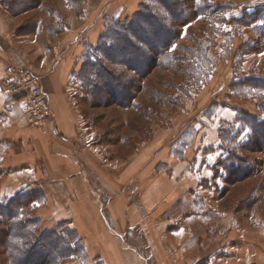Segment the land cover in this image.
Masks as SVG:
<instances>
[{
	"label": "rangeland",
	"instance_id": "374dc122",
	"mask_svg": "<svg viewBox=\"0 0 264 264\" xmlns=\"http://www.w3.org/2000/svg\"><path fill=\"white\" fill-rule=\"evenodd\" d=\"M177 1L179 8L175 17L179 20H170L166 9L150 0H0L1 10L18 18L0 21L15 27V36L19 35L15 41L11 36L14 48L27 63L38 68L34 71L39 75L51 67V63L45 68L39 64L45 52L48 56L55 51L64 55L61 74L67 72L68 97L79 114L77 133L71 135L72 142L68 145L73 151L77 150L76 158L81 162L89 163L82 156H95L92 151L95 146L102 152L98 155L102 159L132 158L149 145L166 148L174 158L184 160L189 156L199 162V189L214 192L219 199L213 202L216 207L243 212L238 217L246 225H264V150L239 149L245 157L244 162H238L240 166L232 169L233 165H220L223 156L221 117L236 115L235 110L225 106L236 105L254 112L258 104L264 102L259 93H241L247 89L237 86L236 81L246 74L264 78V55H261L264 53V24L259 23L264 20V0ZM148 4L178 36L166 63L155 67L141 80L139 87L132 90L135 97L132 106H120L113 102L106 86L90 92L83 80L90 61L86 55L89 53L90 58L96 54L94 51L109 28L110 18L130 23ZM108 67L117 68L112 64ZM120 70L129 77L134 74L125 67ZM212 141L214 144H210ZM201 144H209V148ZM31 191L38 198L44 195L41 187ZM192 199L191 194H187L176 201L174 208L194 210L200 201ZM22 206L26 216H38L28 196ZM39 217L36 228H39V237L44 236L41 238L44 246L34 258H46L44 251L61 236L56 249L64 239L68 244L73 242L78 251L77 255L62 256L56 264H106L100 257H90L79 246L81 241L77 244L72 239L74 229L67 220ZM8 222L0 218V229H7ZM43 231H47L46 234L50 231L52 235L47 237ZM4 236L0 234V240ZM35 239L34 234L24 237L23 242L29 244ZM5 242L0 245V264H12ZM21 242L18 240L17 244ZM17 244L14 240L13 245ZM131 260L127 259L125 264H136Z\"/></svg>",
	"mask_w": 264,
	"mask_h": 264
},
{
	"label": "crops",
	"instance_id": "0c3cea01",
	"mask_svg": "<svg viewBox=\"0 0 264 264\" xmlns=\"http://www.w3.org/2000/svg\"><path fill=\"white\" fill-rule=\"evenodd\" d=\"M0 20L18 18L0 8ZM14 31L0 21V78L9 63L38 69L15 50L11 36L15 41L19 34ZM61 53L45 52L39 61L42 68L51 63L40 75L54 112L47 130L32 127L22 101L0 86V201L41 187L43 197L31 201L37 215L67 220L88 255L106 264L127 259L136 264H264V225H246L238 217L243 212L216 207L214 192L199 189L194 158H174L156 145L142 147L132 158L102 159L96 146L95 156H82L89 163L76 158L77 150L68 143L77 133L79 114L68 97L67 72L61 74ZM187 194L200 205L174 208Z\"/></svg>",
	"mask_w": 264,
	"mask_h": 264
},
{
	"label": "trees",
	"instance_id": "16d2710c",
	"mask_svg": "<svg viewBox=\"0 0 264 264\" xmlns=\"http://www.w3.org/2000/svg\"><path fill=\"white\" fill-rule=\"evenodd\" d=\"M150 1H156L159 6L165 8L170 20H179L175 17L176 10L179 8L177 0ZM128 23L114 17L110 18L108 30L100 37L95 51L94 48L91 49L96 54L91 55L90 58L89 53L86 55V59H90V61L88 60L86 72L83 74V80L90 88V92H95L99 87L106 86L109 88L113 102L120 106H132L135 101L132 90L137 89L141 80L146 78L155 67L166 63L168 53L178 36L177 32L171 29L163 19V16L155 14L151 4L145 5L143 10L138 12L135 18ZM108 64L116 66V70L110 69ZM120 67H125L126 70L134 74L129 77L124 73V70H120ZM241 76L243 77L236 79L237 86L247 89L242 90L241 93L250 95L259 93L264 98L263 77L248 76L247 74ZM122 95L126 97L123 98ZM235 106H225L235 110L236 115L231 121L223 119L220 125L221 145H223L220 147L223 153L220 165L228 167L230 164L233 165L232 169L240 166L238 163L240 160L245 161L244 154H241L239 149L264 150V102L258 104L257 110L255 109L254 112H249L244 107ZM245 176L247 175L245 174ZM26 196L31 201L40 200L38 197L35 198L34 194L32 195V191L22 190L9 200L0 201V218L4 221L9 220V227L0 229V234L5 235L0 240V245L6 241L5 238L9 231L8 243L5 242L4 247L10 254V262L12 264H40L43 259L44 263L42 264H56L62 256H67L69 253L77 255V246L73 242H71L72 244L66 243L64 239L56 249L60 242L58 240L61 239L59 236L50 246L51 249L47 248L44 251L47 253L46 258L41 257V260H37V257L34 258L36 252L42 250L41 247L44 246L41 241L44 236L39 237V228H36L41 218L26 216L23 210L22 205L26 201ZM46 232L43 231V234L52 235V232L48 231L47 234ZM34 234L36 235L35 240L30 241L29 244L23 242L24 237L30 235L33 237ZM72 239L77 244L81 241L79 246L86 253L84 241L75 229L72 230ZM14 240H16V244L18 240H22L23 243H18L19 246L13 245ZM47 258L49 259L47 260Z\"/></svg>",
	"mask_w": 264,
	"mask_h": 264
},
{
	"label": "built area",
	"instance_id": "2783aa9c",
	"mask_svg": "<svg viewBox=\"0 0 264 264\" xmlns=\"http://www.w3.org/2000/svg\"><path fill=\"white\" fill-rule=\"evenodd\" d=\"M1 86L11 99L22 101V110L29 124L47 130L54 121L50 97L45 91L41 76L35 71L9 63L0 78Z\"/></svg>",
	"mask_w": 264,
	"mask_h": 264
},
{
	"label": "snow or ice",
	"instance_id": "6c2138e0",
	"mask_svg": "<svg viewBox=\"0 0 264 264\" xmlns=\"http://www.w3.org/2000/svg\"><path fill=\"white\" fill-rule=\"evenodd\" d=\"M197 2H198V0H197ZM259 23L264 24V20L259 21ZM261 55H264V53H262Z\"/></svg>",
	"mask_w": 264,
	"mask_h": 264
}]
</instances>
